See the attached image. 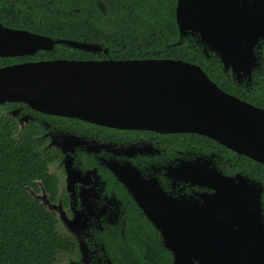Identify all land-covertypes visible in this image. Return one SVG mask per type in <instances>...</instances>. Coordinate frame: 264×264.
Listing matches in <instances>:
<instances>
[{"label":"flooded vegetation","instance_id":"obj_1","mask_svg":"<svg viewBox=\"0 0 264 264\" xmlns=\"http://www.w3.org/2000/svg\"><path fill=\"white\" fill-rule=\"evenodd\" d=\"M174 21L178 45L200 49L206 64L217 60L236 88L252 87L264 69V39L258 40L253 49L256 61L250 73L232 75L231 69L225 68L203 44L199 34L180 33L175 9ZM8 65L13 64L0 68ZM21 105H0V121L10 120L17 140L29 139L38 153L42 175L24 188L33 200L55 215L59 232L69 242L70 253L64 257L72 259V264H181L176 259L178 250L164 245L153 221L192 223L189 238L184 239H199L200 243L191 244L193 251L207 256L216 248V236L201 239L213 229L208 223L239 222L248 215L249 221L264 228V169L247 157L197 134L120 130ZM193 173L200 177L191 178ZM213 175L233 179L238 186H254L259 200L244 209L208 200L207 196L215 191ZM174 238L180 239L176 235ZM217 241L218 247L225 244ZM241 245L250 249L254 243ZM206 260L212 262L211 258ZM191 261L206 264L195 257Z\"/></svg>","mask_w":264,"mask_h":264},{"label":"water","instance_id":"obj_2","mask_svg":"<svg viewBox=\"0 0 264 264\" xmlns=\"http://www.w3.org/2000/svg\"><path fill=\"white\" fill-rule=\"evenodd\" d=\"M263 3L177 0L175 19L180 33L199 34L232 75L250 73L256 61L253 49L264 39ZM57 44L91 53L103 50L100 45L54 40L0 23L2 58L49 52ZM4 103H21L42 113L120 130L197 134L264 166V109L224 92L199 66L183 60L57 59L8 65L0 68V105ZM199 177V173L191 175ZM254 188L213 175L215 191L207 199L244 209L259 200ZM241 220L207 224L213 229L201 239L216 236L211 256L194 252V240L184 239L189 238L192 223L153 221V226L166 247L178 250L176 259L181 264H194L191 257L206 264H264V228L249 221L248 215ZM217 240L225 244L218 247ZM248 241L254 243L250 249L241 245Z\"/></svg>","mask_w":264,"mask_h":264},{"label":"trees","instance_id":"obj_3","mask_svg":"<svg viewBox=\"0 0 264 264\" xmlns=\"http://www.w3.org/2000/svg\"><path fill=\"white\" fill-rule=\"evenodd\" d=\"M175 1L0 0V23L5 27L108 49L107 54H90L57 44L50 53L0 59V66L56 59L183 60L200 66L225 92L264 108V69L252 87L238 89L217 60L206 64L200 49L176 43ZM10 123L8 119L0 121V264H61L70 253L69 242L59 232L55 215L24 188L42 175L39 155L29 139L17 140Z\"/></svg>","mask_w":264,"mask_h":264},{"label":"rangeland","instance_id":"obj_4","mask_svg":"<svg viewBox=\"0 0 264 264\" xmlns=\"http://www.w3.org/2000/svg\"><path fill=\"white\" fill-rule=\"evenodd\" d=\"M72 259L68 258V257H63L61 260V264H72Z\"/></svg>","mask_w":264,"mask_h":264}]
</instances>
